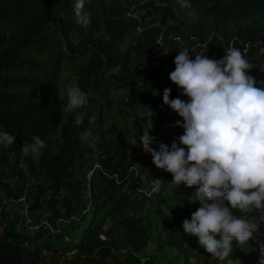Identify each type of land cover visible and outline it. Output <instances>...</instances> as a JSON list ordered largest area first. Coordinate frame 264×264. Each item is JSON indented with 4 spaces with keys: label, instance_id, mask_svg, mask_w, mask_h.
<instances>
[{
    "label": "trees",
    "instance_id": "1",
    "mask_svg": "<svg viewBox=\"0 0 264 264\" xmlns=\"http://www.w3.org/2000/svg\"><path fill=\"white\" fill-rule=\"evenodd\" d=\"M74 4L0 0V89L24 90L0 91V131L16 138L11 148H0V264H57L60 257L68 259L65 264H140V257H147L146 264L190 257L203 264L201 253L192 252L197 238L182 227L199 207L191 200L196 186L176 187L139 139L149 131L151 147L159 151V143L170 147L183 134L176 126L181 118L162 96L171 88L169 99H188L168 78L184 48L221 59L236 47L253 65L248 74L256 86L264 87V0H85L87 27L76 23ZM48 48L53 56L47 68L24 57ZM154 49L159 54L151 58ZM33 72L41 75H22ZM72 85L88 98L77 109L85 114L81 127L74 124L75 113H63L58 96ZM85 130L90 135L81 139ZM33 136L45 147L39 155H24L22 146ZM154 179L160 180L158 192L144 196L134 189ZM25 183L33 186L27 200L35 218L76 219L55 233L17 225L14 199ZM25 240L34 247L24 246ZM256 245L250 240L230 256L247 260L257 254L254 262L260 258ZM41 249L50 254L41 255Z\"/></svg>",
    "mask_w": 264,
    "mask_h": 264
},
{
    "label": "clouds",
    "instance_id": "2",
    "mask_svg": "<svg viewBox=\"0 0 264 264\" xmlns=\"http://www.w3.org/2000/svg\"><path fill=\"white\" fill-rule=\"evenodd\" d=\"M84 7L85 0H75L73 11L76 23L87 27L90 14ZM173 63L168 78L188 99H169L171 88H166L162 100L181 118L176 126L183 134L170 147L159 143L156 151L147 131L140 136V146L157 169L171 174L176 187L181 183L196 186L191 200L198 201L199 207L183 221L184 233L196 237L221 264L225 260L240 264L230 259L233 241L240 249L247 247L264 225V87L256 86V79L248 74L253 65L233 46L221 59L209 58L204 51L190 55L184 48ZM58 96L64 101L63 113H75L74 124L81 127L85 114L77 109L88 104L87 94L72 85L58 91ZM96 119L95 115L89 117L88 124L94 125ZM88 135L85 130L80 138ZM15 140L7 131H0V148H11ZM44 147L45 142L33 136L21 151L39 155ZM159 190L160 180L154 179L152 191ZM236 210L244 215H235ZM256 244L260 253L257 264H264V239Z\"/></svg>",
    "mask_w": 264,
    "mask_h": 264
},
{
    "label": "built area",
    "instance_id": "3",
    "mask_svg": "<svg viewBox=\"0 0 264 264\" xmlns=\"http://www.w3.org/2000/svg\"><path fill=\"white\" fill-rule=\"evenodd\" d=\"M136 30H139V27H136ZM157 43H159L158 40H157ZM158 54L159 52L156 49H154L150 52L149 56L151 58H155ZM173 132L174 131H171L169 133L173 136ZM95 166L99 168L97 164H95ZM152 187H153V180H149L148 183L144 185H139L137 183L134 189L137 192L142 193L144 196H149L153 193ZM32 190H33V186H30L29 184L25 183L21 191L19 192L18 196L14 199L16 204H14L13 209L18 215L17 225H23L29 230L43 229L47 232L55 233V232H59L62 228H64V226L69 221L76 219L74 215L69 216L65 220L57 219L54 221H51L46 216H41V215L35 218L29 209V201L27 200ZM23 245L29 248L34 247V243L31 240H25L23 242ZM121 252H124V250H121ZM40 253L41 255H48L49 251L45 249H41ZM72 254H73V251L67 252L66 253L67 258H69L70 255ZM237 260H239L240 264H252V262L248 260L246 261H243L242 259H237ZM139 261H140V264H146L147 257H140ZM193 262L196 263V259L193 257H190L187 259V261H184L178 264H193ZM172 264H176V263H172Z\"/></svg>",
    "mask_w": 264,
    "mask_h": 264
},
{
    "label": "rangeland",
    "instance_id": "4",
    "mask_svg": "<svg viewBox=\"0 0 264 264\" xmlns=\"http://www.w3.org/2000/svg\"><path fill=\"white\" fill-rule=\"evenodd\" d=\"M133 16H135V14H133ZM146 20L149 21L150 23H156L155 18H152L150 16H146ZM51 38H52V36H51ZM52 56H53L52 55V50L50 48L44 50L43 52H41L39 54L24 53V57L34 59L35 61L44 64V67L45 68L48 67L47 66V62L52 58ZM259 71H262V69H259ZM43 74H44V72H43ZM22 75H27V76H40L41 74L40 73L33 72V73H22ZM0 91L9 92V93H20V94H23L24 93V90L19 89V88L0 89ZM113 107H114V111H115L117 109L116 104H114ZM146 110H148V108ZM115 115L118 116V114H115ZM119 119H120V117H119ZM174 136L176 138V136H177L176 135V132H173V137ZM187 236L190 237L191 239L195 238L194 236H191V235H188V234H187ZM77 239H78V235L75 234L73 236L72 241L75 242V241H77ZM258 239H264V233L262 232L261 228H259L258 232L255 234L254 239L251 240V241L252 242L253 241L256 242V240H258ZM256 246L258 247V245H256ZM233 249H235L236 251H239L240 252V251H242L243 248L240 249V248L236 247V244L234 243L233 244ZM170 252H172V250H170ZM192 252L201 253L202 256L199 258V261L202 262L203 264H221V262H218V261L214 260L210 256V254H208L198 243L195 244L192 247ZM254 257H258L257 254L249 253L248 254V257H247L248 258L247 260H250L251 261ZM239 258H240L239 256H237L235 258H232V256H230V259H234V260L239 259ZM65 260L67 261L68 259H64V257H60L58 259L57 264H65V262H64ZM258 260H259V258L256 259L252 264H257V261ZM177 262L180 263V260L177 261ZM177 262H176V264H177ZM222 264H230V261L229 260H225L224 262H222Z\"/></svg>",
    "mask_w": 264,
    "mask_h": 264
}]
</instances>
